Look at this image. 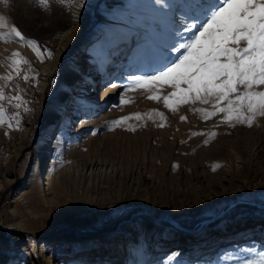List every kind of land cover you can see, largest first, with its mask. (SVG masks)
Here are the masks:
<instances>
[{"label":"rangeland","instance_id":"rangeland-1","mask_svg":"<svg viewBox=\"0 0 264 264\" xmlns=\"http://www.w3.org/2000/svg\"><path fill=\"white\" fill-rule=\"evenodd\" d=\"M76 1L0 0V89H3L5 93V100L0 101V107H3L5 113L4 123L0 124V181H4L6 177L11 179L5 182L0 189V199L4 196L5 213L10 216L4 215L5 218L0 220V228L6 232L7 236L14 234L27 245L26 258H30L26 260L27 264H30L29 260H33L35 264H48L45 260L47 252H42L38 248L41 241L65 234L77 238L81 232L82 220L89 219L88 216H98L106 208L84 202H74L82 210L75 225L71 227L66 224L69 221L64 220V213L74 205H64L56 214H45V207L41 202L44 190L39 185H35L37 187L36 197L32 199L30 208L25 207L20 201H15L14 204L11 202L17 189L24 187L30 168L35 162L30 158L33 147L48 129L46 119L54 105L53 91L59 79V73L48 74V70L63 64L67 56L60 58L57 54L63 49L68 52V47L74 42L79 31L78 29L72 30L67 38L62 37L70 26V12ZM120 1L116 0V3ZM182 1L184 6L181 5V8L194 7L192 0ZM102 2L103 0H98L99 4ZM163 2L165 0H149L141 7L143 11L137 12L135 6H128L119 13L123 20L135 17L137 25L147 23L152 32L159 25L166 26L164 22L166 19H163L164 21L158 19L157 10L158 13L162 11L161 15L167 11L169 14L171 12L175 14L174 6H171V8L174 7L172 10L168 9L169 6L166 12H163L165 9L159 10L158 6ZM84 6L88 10H95L88 0L84 2ZM144 14L145 16H141ZM90 21L88 15L82 21L81 26H87ZM13 27L21 32L26 38L25 41H19L15 37L12 32ZM88 31L90 33L92 27H89ZM156 35L157 33L154 36ZM189 35L190 33L185 31H180L176 35L164 32L159 42L166 52L163 56L154 53L151 47L143 42L139 53L136 56L133 55L132 59H134L125 72L127 74L133 72V75L154 74L163 59L178 55L175 49L179 48V45L184 43ZM88 36L90 37L76 46V48L80 46L75 52L79 57L81 52L87 50V44L95 39H100L102 43L104 39L100 37V33H96L94 37L93 35ZM28 40L35 43L29 45ZM13 53L19 55L14 56ZM124 54L121 53L120 56ZM154 57L159 59L156 61L158 63L156 67L152 63L155 61ZM17 60L26 63L17 65L15 63ZM107 65H111V62H107ZM8 75L13 77L11 81L7 79ZM25 76L28 77L27 80L24 79ZM172 91L173 89L166 85H156L145 89L134 85L131 80H124L120 88L121 93L118 95L120 98H115L114 101H109L105 105L106 110L113 108V115L106 121H98L93 126H89L85 131V136L64 142L63 149L61 148V151L55 154L64 170L71 172L70 176L68 175L70 195L82 198L94 196L96 195L95 186L105 184L110 180L111 176L104 172L93 174L90 178H80L77 162L81 161L80 159L89 161L97 157L104 164H109L116 170L122 171V176L130 175L139 168L140 172L142 171L141 173L148 178L150 181L147 189L148 197L153 198L154 207L162 208L164 213L156 220L160 227L159 241L168 239L172 233L184 235L193 233L191 238L200 242L203 238L196 239L197 235L213 232L219 227H223L220 229L227 232L237 229L241 226L240 223L245 221H250V224L263 221L264 176L257 172H259V166L264 164V157L250 168L242 165L239 157L242 154L241 144L264 136V115H256L251 126L237 123L235 120L226 121L224 117L227 113L216 111L214 98H209L208 103L190 101L187 104H176L174 110L169 109L164 105L163 97ZM27 94L35 97L31 100L33 104L28 102L31 108H27L24 104ZM15 95L20 96L19 101H11V97ZM151 95H159L161 99H149ZM121 100L126 102L121 103ZM17 103L20 104L18 108L15 107ZM219 106H226V101L221 102ZM67 110L68 108L63 113ZM208 113L215 114L205 118ZM244 113L246 116L251 115L246 109ZM181 117L185 119L182 120ZM115 121H120V123L116 124ZM56 125L51 128L48 140L51 144L57 135ZM66 146L67 148L69 146V150ZM42 150L43 143L38 144V153H35L38 159L37 164L42 161ZM17 151L19 154L15 160ZM50 155H46L43 165L40 166L41 170L44 166L46 168L51 158ZM69 161L72 165L68 167ZM223 168L233 179H242L246 182L245 186L234 191V194L238 195V200L228 202L226 201L227 195H219L207 208H202L201 186L196 182V177L200 172H205L208 174V181L222 182L219 175ZM225 185L226 189L223 190L228 189L227 183ZM230 203L236 204L228 206ZM13 205L14 213L10 211ZM166 206H168V211L165 212ZM223 209L225 210L219 218L207 223L199 222L215 216ZM224 221L228 223L223 224ZM22 228L25 230H21ZM20 232L24 235L20 236ZM259 233L258 236L255 234V236H247L248 238L231 242L223 251L216 252L217 247L211 246L209 254L204 257L201 255L203 247L202 250L190 247L192 251L188 255L172 258L162 264H240V261L244 259H256L257 254L264 251V234ZM56 248H59V251L66 249L65 247ZM2 256L4 255L0 254V257ZM17 259H23V257L20 256ZM137 264L145 263L139 261Z\"/></svg>","mask_w":264,"mask_h":264},{"label":"bare ground","instance_id":"bare-ground-1","mask_svg":"<svg viewBox=\"0 0 264 264\" xmlns=\"http://www.w3.org/2000/svg\"><path fill=\"white\" fill-rule=\"evenodd\" d=\"M86 1H76L70 12V26L62 34V37L67 38L70 31L79 30L74 42L68 47V52L63 49L57 54L60 58L64 56L67 58L59 67L55 66L48 70V74L59 73V79L53 91L54 105L46 119L48 129L42 134L37 145L33 147L30 158L35 162L30 168L27 182L23 188L17 189L11 202L14 204L15 201H20L25 207L30 208L32 199L36 197L37 187L35 185H39L44 190L41 202L45 207V214H56L62 206L74 205L64 213V220L69 221L66 224L71 227L75 225L82 210L75 203L84 202L106 208L98 216H88L89 219L82 220L79 238L65 234L41 241L38 248L42 252H47L45 260L48 264H79L86 259L88 261L81 264H137L139 261L145 264H162V262L165 263L172 258L188 255L192 251L189 249L190 247L195 249L203 247L201 255L204 257L209 254L208 251L211 246L215 245L217 247L216 252H219L238 239L248 238L247 236L252 237L255 234L258 236L259 232L261 235L264 234V220L256 224L245 221L240 223V227L231 231L224 232L220 229L223 227H219L213 232L197 235L196 239L203 238L200 242L191 238L193 233L185 235L172 233L168 239L159 241L160 227H158L156 220L164 213L162 208L154 207L153 198L148 197L147 189L150 186L148 178L141 173L142 171L140 172L139 168L130 175L122 176V171L116 170L109 164H104L97 157L89 161L80 159L81 161L75 163L80 169V178H90L93 174L104 172V174L107 173L108 176H111L110 180L105 184L96 185V195L94 196L82 198L70 195L69 176L71 172L64 170L62 163L57 160L55 154L59 150L61 151L64 142L85 136V131L89 126H93L98 121H106L113 115V108L106 110L105 105L109 101H114L115 98L119 99L118 95L121 93L120 88L123 86L124 80H130L129 77L134 76L133 72L127 74L125 70L133 61V55L136 56L139 53L141 44L143 42L148 44L154 53L163 56L166 52L164 46L159 44L160 37L164 35V32L176 35L180 31H184L186 26L196 22L197 10L194 7L204 2V0H192L194 7L184 9L181 8L182 0H165L160 4L161 7L158 6V9H165L163 12H166L169 6L168 9L170 10L175 7V14L171 11L169 14L167 11L162 16L160 14L162 11L158 13L157 10L158 19L161 21L166 19L164 21L166 26L159 25L151 32L147 23L137 25L135 23L137 18L135 17L123 20L119 13L128 6H135L137 12L143 11L141 7L147 4L149 0H121L119 3H116V0H103L100 4L98 0H88L95 10L84 8ZM171 6L174 7L171 8ZM192 9L194 11H191ZM131 10L134 13V10ZM88 15L91 21L87 26L82 27V21ZM141 16H145V14ZM89 27H92L91 34L88 31ZM96 33H100L101 38L104 37L103 42L100 43V39L93 40L87 44V50L81 52L79 57L75 53L80 48V46L76 48L77 44L84 42L90 37L88 35L94 37ZM155 33H157L156 36H154ZM121 53L125 54L120 56ZM157 60L159 59L155 58V61L152 62L154 66L158 64ZM107 62H111V65L108 66ZM112 85H116V87H112ZM257 91H264V86L258 87ZM67 108V112L63 113ZM53 125H56L58 130L56 138L51 144L48 140ZM42 143L43 158L37 164L36 160L38 161V159L35 153L38 150V144ZM241 152L239 157L241 164L243 163L242 165L247 168L255 166L264 157V136L252 142L245 141L241 144ZM63 153L65 152L63 151ZM18 154L19 151L15 153V160ZM47 154H51V158H49L46 168L44 166L41 170L40 166L43 165ZM70 162H68V167L72 165ZM262 166L264 164L259 166L257 174L264 176V167ZM219 177L222 182H225L224 184L208 181V174L205 172H200L196 177V182L201 186L202 208H207L213 202L212 200H216L219 195H227L226 201L228 202L238 200V195L234 194V191L246 184L242 179L230 177L229 172L224 168L221 169ZM9 180L11 179L6 177L4 181H0V189ZM226 183L228 189L223 190L226 189ZM116 189L119 190L116 191ZM166 207L165 212L168 211V206ZM10 211L15 212L14 205ZM219 216L221 214L204 219L202 222H210ZM224 223H228V221H224ZM21 230L25 229L22 228ZM54 246L55 248H53ZM56 247H65L66 249L59 251V248ZM0 254L4 255L0 257V264H27L28 259H30L26 258L28 255L27 245L22 243L20 238L14 234L7 236L1 228ZM20 256L23 259H17ZM29 262L35 264L33 260H29Z\"/></svg>","mask_w":264,"mask_h":264},{"label":"snow or ice","instance_id":"snow-or-ice-1","mask_svg":"<svg viewBox=\"0 0 264 264\" xmlns=\"http://www.w3.org/2000/svg\"><path fill=\"white\" fill-rule=\"evenodd\" d=\"M195 7L197 22L184 28L190 35L175 49L178 55L163 59L154 74L134 75L129 79L145 89L156 85L171 87L173 91L163 97L169 109L190 101L208 103L209 98H214L216 111L227 113L226 121L251 126L256 115H264V91H256L264 86V0H204ZM12 32L19 41H25L18 29L13 27ZM7 79L11 81L13 77L8 75ZM148 98L161 99L159 95ZM4 100V90L0 89V101ZM19 100V95L11 97V101ZM223 101L226 106L220 107ZM245 109L251 115L246 116ZM4 114L0 107V124L4 123ZM214 114L208 113L205 118ZM240 264H264V251L256 259H244Z\"/></svg>","mask_w":264,"mask_h":264},{"label":"built area","instance_id":"built-area-1","mask_svg":"<svg viewBox=\"0 0 264 264\" xmlns=\"http://www.w3.org/2000/svg\"><path fill=\"white\" fill-rule=\"evenodd\" d=\"M16 80H19V78H16ZM4 197V196H3ZM3 197L0 199V214H1V218H0V220L2 219H4L5 217H4V215H6L7 217H10L9 216V214H6L5 212H6V208H5V206H3ZM5 210V211H4ZM3 213V214H2ZM3 215V216H2Z\"/></svg>","mask_w":264,"mask_h":264},{"label":"crops","instance_id":"crops-1","mask_svg":"<svg viewBox=\"0 0 264 264\" xmlns=\"http://www.w3.org/2000/svg\"><path fill=\"white\" fill-rule=\"evenodd\" d=\"M33 90V89H32ZM31 92H34V91H31ZM35 98L33 96H31L30 94H27L26 97H25V100H24V104L27 108H31L32 106L28 103V102H31L32 103V99ZM33 104V103H32ZM12 129V127H11Z\"/></svg>","mask_w":264,"mask_h":264},{"label":"water","instance_id":"water-1","mask_svg":"<svg viewBox=\"0 0 264 264\" xmlns=\"http://www.w3.org/2000/svg\"><path fill=\"white\" fill-rule=\"evenodd\" d=\"M233 203H230L228 206H231ZM262 206H264V205H262ZM226 209V208H225ZM225 209H223V210H221L220 212H218L217 214H215V216L216 215H218V214H221ZM203 220H200L199 222H202Z\"/></svg>","mask_w":264,"mask_h":264},{"label":"trees","instance_id":"trees-1","mask_svg":"<svg viewBox=\"0 0 264 264\" xmlns=\"http://www.w3.org/2000/svg\"><path fill=\"white\" fill-rule=\"evenodd\" d=\"M19 235H20V236H23V235H24V233L20 232V233H19Z\"/></svg>","mask_w":264,"mask_h":264}]
</instances>
